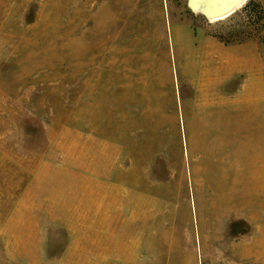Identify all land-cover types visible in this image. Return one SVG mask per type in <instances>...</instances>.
<instances>
[{
	"label": "rangeland",
	"instance_id": "obj_1",
	"mask_svg": "<svg viewBox=\"0 0 264 264\" xmlns=\"http://www.w3.org/2000/svg\"><path fill=\"white\" fill-rule=\"evenodd\" d=\"M227 18L0 0V264H264V44Z\"/></svg>",
	"mask_w": 264,
	"mask_h": 264
},
{
	"label": "trees",
	"instance_id": "obj_2",
	"mask_svg": "<svg viewBox=\"0 0 264 264\" xmlns=\"http://www.w3.org/2000/svg\"><path fill=\"white\" fill-rule=\"evenodd\" d=\"M241 18L246 28L238 30V36L231 40H225L222 36H216L225 44L234 42H244L251 39L253 35H257L264 44V7L259 1L249 0L239 11H236L226 20Z\"/></svg>",
	"mask_w": 264,
	"mask_h": 264
},
{
	"label": "bare ground",
	"instance_id": "obj_3",
	"mask_svg": "<svg viewBox=\"0 0 264 264\" xmlns=\"http://www.w3.org/2000/svg\"><path fill=\"white\" fill-rule=\"evenodd\" d=\"M188 0L189 7L196 13H201L209 21L225 19L234 11L245 5L247 0ZM231 3V4H230ZM230 4V6H228Z\"/></svg>",
	"mask_w": 264,
	"mask_h": 264
},
{
	"label": "water",
	"instance_id": "obj_4",
	"mask_svg": "<svg viewBox=\"0 0 264 264\" xmlns=\"http://www.w3.org/2000/svg\"><path fill=\"white\" fill-rule=\"evenodd\" d=\"M235 1H236V0H233L231 3H234ZM237 1H238V0H237ZM231 3H230V4H231ZM230 4H229L228 6H230ZM245 4H246V3H245ZM237 9H239V8H237ZM237 9H234V11L230 14V16H231L233 13H235ZM228 17H229V16H228Z\"/></svg>",
	"mask_w": 264,
	"mask_h": 264
}]
</instances>
